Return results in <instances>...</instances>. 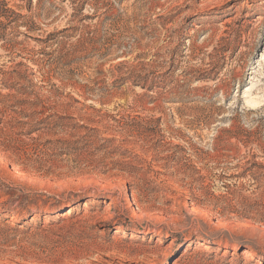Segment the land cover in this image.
<instances>
[{"label":"rangeland","instance_id":"obj_1","mask_svg":"<svg viewBox=\"0 0 264 264\" xmlns=\"http://www.w3.org/2000/svg\"><path fill=\"white\" fill-rule=\"evenodd\" d=\"M263 53L264 0H0V264H264Z\"/></svg>","mask_w":264,"mask_h":264},{"label":"bare ground","instance_id":"obj_2","mask_svg":"<svg viewBox=\"0 0 264 264\" xmlns=\"http://www.w3.org/2000/svg\"><path fill=\"white\" fill-rule=\"evenodd\" d=\"M262 58H264V53H263V57ZM160 164V163H159ZM68 210H70V207H69V209ZM71 211V210H70ZM245 254H247V256H249V257H251V256H253V253H251L250 251H248V250H246V249H244V251H243ZM106 262H108V261H106ZM108 264H113V263H109L108 262Z\"/></svg>","mask_w":264,"mask_h":264}]
</instances>
